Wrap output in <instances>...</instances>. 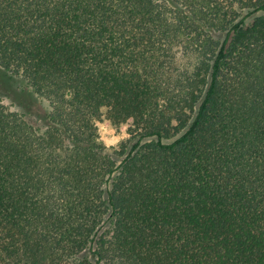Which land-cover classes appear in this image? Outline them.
Segmentation results:
<instances>
[{
	"label": "trees",
	"instance_id": "16d2710c",
	"mask_svg": "<svg viewBox=\"0 0 264 264\" xmlns=\"http://www.w3.org/2000/svg\"><path fill=\"white\" fill-rule=\"evenodd\" d=\"M0 96V264H264V0H0Z\"/></svg>",
	"mask_w": 264,
	"mask_h": 264
},
{
	"label": "rangeland",
	"instance_id": "374dc122",
	"mask_svg": "<svg viewBox=\"0 0 264 264\" xmlns=\"http://www.w3.org/2000/svg\"><path fill=\"white\" fill-rule=\"evenodd\" d=\"M16 89H23V86L17 85ZM29 93V92H28ZM30 101H31V106H32V112H33V117L34 120L31 118V120L35 121L38 117H45L49 111L50 107L49 104L38 98L34 94H28ZM0 102L8 108V110H20L21 108L13 102V100L8 97V96H0ZM30 116V115H29ZM100 127V136L101 140L105 143V145L109 148L112 149L113 147H116L123 139L129 138V134L126 132V128H121L117 129L114 128L109 122L103 121L99 125Z\"/></svg>",
	"mask_w": 264,
	"mask_h": 264
}]
</instances>
